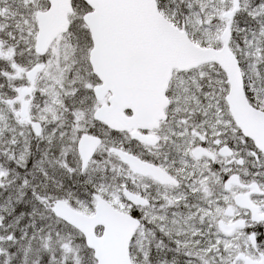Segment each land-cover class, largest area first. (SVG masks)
<instances>
[{
	"label": "snow or ice",
	"instance_id": "1",
	"mask_svg": "<svg viewBox=\"0 0 264 264\" xmlns=\"http://www.w3.org/2000/svg\"><path fill=\"white\" fill-rule=\"evenodd\" d=\"M0 264H264V0H0Z\"/></svg>",
	"mask_w": 264,
	"mask_h": 264
}]
</instances>
